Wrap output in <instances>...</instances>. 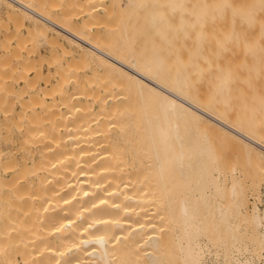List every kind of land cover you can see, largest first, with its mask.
<instances>
[{"label": "bare ground", "instance_id": "6f19581e", "mask_svg": "<svg viewBox=\"0 0 264 264\" xmlns=\"http://www.w3.org/2000/svg\"><path fill=\"white\" fill-rule=\"evenodd\" d=\"M106 1L4 3L14 30L0 16V30L8 33L0 45L5 53L0 57V264H264L261 136L255 139L256 132L247 129L256 133L251 136L239 128L247 114L237 115L236 128L196 104L180 70L185 65L170 64L156 40L169 26L160 9L183 8L188 0H137L141 13L149 10L145 20L156 40L153 53L142 56L129 47L111 54L87 39L103 21L97 8ZM198 3L205 11L230 10L235 46L246 42L236 54L245 44L244 54H252L238 55L239 61L249 58L236 61L237 95L245 94V85L247 92H256V75L264 69V0ZM81 12L87 16L76 24ZM26 21L31 25L20 33ZM40 39L59 46L48 58L57 79L50 88L40 87L42 80L51 83L50 72L45 76L41 69L43 59H22L25 51L33 54ZM76 48L82 50L80 61L67 62ZM92 61L101 85L92 74H80ZM13 77L21 88L12 85ZM100 90L105 93L94 98ZM228 92L224 82V101ZM134 101L147 155L148 173L142 175L108 135L113 114L123 102L132 106ZM221 136L235 139L242 149L248 184L239 167L221 157L215 141ZM156 204L159 216H153Z\"/></svg>", "mask_w": 264, "mask_h": 264}, {"label": "rangeland", "instance_id": "374dc122", "mask_svg": "<svg viewBox=\"0 0 264 264\" xmlns=\"http://www.w3.org/2000/svg\"><path fill=\"white\" fill-rule=\"evenodd\" d=\"M3 1L4 0H0V16L8 21V8L5 5L6 0L4 1L5 4L3 3ZM110 1L111 3L109 4ZM110 1L107 0L102 4L109 6L110 9L106 6H104L103 8L102 5L99 6L100 8H97V10L99 9L98 12L100 13V16H102V18L104 19H102L103 21H99L96 23L94 34L87 38L91 43L97 45L101 43L102 48L111 54H119V49H122L123 47H129L132 51L136 52V54L142 56L141 52H143L144 54L146 53V55L148 53L151 54L153 45H155V42L157 40L160 52L166 56L170 64L178 65V68H181L182 64L185 65V68H181L180 70L182 71V73L186 74L189 79L190 93L193 96V100L196 104H198L205 110L220 116L221 118H225L228 123L232 124L236 128L240 123L237 121V117L239 115L243 117L244 114H247V119L245 121L243 119L244 122L242 121L240 123L241 126H239V128L242 127L243 129L244 127L243 131L246 130L245 132L248 134L250 133V131L247 129L256 132L257 134L255 133V136L253 135V133H250L249 135L254 136L255 139H259L257 138V136H261V139L259 140L264 144V69L263 72L261 70L258 72H261V77H258L259 74L256 75L261 83L259 87L260 83L258 82V90L256 92H247V89H244V87H247V85L244 86L241 84L242 86H244L243 90H246V92L245 94L241 93V95L239 94L238 96L237 74L235 71V65L237 64V62H241L242 60H244V57H246L244 55H247L248 53L244 54V50H247L245 44L246 49L240 47L239 53L236 54L238 52L237 48L239 46H243L241 45L243 41L241 42V44L239 43V46H235L238 45V41L237 43H235V40H233L235 39L233 38L235 24L231 18L230 10L228 8H210L209 10L205 11L199 6L198 0H188L183 8L178 7L172 9L167 6H163L160 9V12L169 21V26L164 27V35L156 37V40H154L153 42V34L149 33V29H151L152 27H150V23L145 20L146 15L149 14L147 13L149 11L148 9L146 13L145 11L141 13L140 10H138L139 8L137 7V0ZM151 6L152 4H150V7H148L152 9ZM17 9L21 10L20 7H17ZM36 9L41 11L39 8ZM102 10L106 15L108 14V12H111L110 15L106 17L107 19H105L106 15L102 12ZM81 14L82 12L78 14L80 16L77 15L78 18L77 16L74 18V22L76 24H81L83 22L81 20H85L87 16L85 14ZM8 23L10 26V30L13 31L14 22L9 20ZM181 23H183V28L179 27ZM30 25L31 23L29 21H26V27L21 29L20 33H26V29ZM50 27L52 28V31L50 30V33H52L51 36H57V29L53 28L52 26H49V28ZM97 31L103 32L105 34V37L103 39L99 38L97 35ZM6 32L7 31L5 29L0 30V45L2 44V42H5L7 40V38H5L7 37V35L5 36ZM3 33L4 35H2ZM64 36L69 40L71 46H74L75 41L72 38L67 37V35ZM59 40L63 42L65 46H69L68 40L67 42H65L66 39L64 41V37H60ZM244 43H246L245 40ZM29 47H31V45ZM57 47H59L57 44L49 45V43L45 39H40L37 41V47L34 50L33 54L32 51H30L31 53L27 51L23 52L25 53L22 56L23 60L31 59L34 55L35 59L33 60L43 59L44 62H41V69L43 70L44 75L49 76L47 74L48 72H50L51 83H48L47 81L44 82L45 80H42L40 83L41 88H50L51 84L56 83V77L54 76L53 78L56 66L49 65L50 63H48V58L52 51ZM234 47H236V49ZM80 52H82L81 49H74L73 54L68 57L69 59L64 58L63 62L66 63V61L68 62L75 59L80 61ZM28 53L29 55L31 54L30 57H28ZM242 54L244 55L239 61L240 56L238 55ZM254 55L258 56L259 54ZM3 56H5V53L0 49V57ZM259 56L258 57L260 60L261 55ZM258 57L255 60L251 57L250 58L251 60L253 59V61H258ZM248 58L249 57L247 56V59ZM39 60L36 62H40ZM246 60H244V62H248ZM92 63L93 61L89 63L92 66H84V71H81L80 74H82V72L87 75L92 74L97 79L96 84L101 85L103 82V77L99 74L100 69H98L96 63ZM89 68L90 70H87ZM171 70L173 71V68ZM34 73L35 71H32L31 76H33ZM253 81L254 79L251 80V82ZM224 82H227L229 87L227 101H224L222 99L220 93V88ZM11 83L16 88H21V86L23 85L22 83H20V80L17 77H13ZM246 84H248V82ZM100 89L102 90L101 87ZM104 93L105 91H101L98 95H95L94 98L98 99L99 95ZM124 103L125 102H123V104ZM123 104L120 107L121 109H117L116 113L113 114V118H115V120H112L108 123V135L110 134V137L116 139L124 148L122 149L124 161L127 162L129 166L134 164V166H136L137 174H146L148 173V170H146L147 155L145 153L146 150L140 145L142 141V135L138 128L140 120L137 114V107L135 106V101L134 105L132 106ZM17 108L19 109V103H17ZM215 141L219 146L218 150L224 162L227 163V165L235 163L239 167V172L243 174L242 177H245V182L247 183L248 177H246V174H248L247 170L249 169L245 166V155L236 140L229 139L228 137L224 138L221 136ZM260 160L261 159L259 156H255V161L257 163L260 162ZM242 167L244 168L246 174L243 173L244 170ZM156 206L158 205L156 204L153 207V216H159V214L157 213L159 209L156 208Z\"/></svg>", "mask_w": 264, "mask_h": 264}, {"label": "snow or ice", "instance_id": "6c2138e0", "mask_svg": "<svg viewBox=\"0 0 264 264\" xmlns=\"http://www.w3.org/2000/svg\"><path fill=\"white\" fill-rule=\"evenodd\" d=\"M255 213V209L252 210ZM261 216L264 217V213H261Z\"/></svg>", "mask_w": 264, "mask_h": 264}]
</instances>
